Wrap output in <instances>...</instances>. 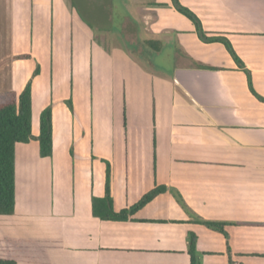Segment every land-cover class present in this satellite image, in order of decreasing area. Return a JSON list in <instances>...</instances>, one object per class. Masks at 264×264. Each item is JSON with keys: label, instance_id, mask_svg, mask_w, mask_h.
<instances>
[{"label": "crops", "instance_id": "1", "mask_svg": "<svg viewBox=\"0 0 264 264\" xmlns=\"http://www.w3.org/2000/svg\"><path fill=\"white\" fill-rule=\"evenodd\" d=\"M179 3L209 37L227 38L245 69L223 43L202 41L172 0H0V93L20 95L31 82L33 136L47 107L53 122L52 156L41 157L36 139L15 147L16 211L0 215V235L62 239L49 264H191L192 231L197 264H264V101L246 72L264 98V0ZM116 13L117 40L134 51L97 36L113 43ZM166 44L176 45L167 136L159 152L151 129L148 176L117 75L136 52L152 58ZM108 170L116 210L167 191L130 220H102L92 200L105 197ZM200 220L227 223L229 237Z\"/></svg>", "mask_w": 264, "mask_h": 264}, {"label": "trees", "instance_id": "2", "mask_svg": "<svg viewBox=\"0 0 264 264\" xmlns=\"http://www.w3.org/2000/svg\"><path fill=\"white\" fill-rule=\"evenodd\" d=\"M174 7L189 18L196 27L197 34L204 42H221L227 48L238 66L245 69L244 63L235 53L230 41L225 37H209L203 29L200 19L190 9L182 6L179 0H172ZM147 44L159 50L160 40H149ZM246 71V70H245ZM249 85L252 92L262 101L264 98L256 94L251 85L248 71ZM38 73V69L35 74ZM121 124L126 128V113L124 101L121 104ZM33 139L39 141L41 157H50L53 154V122L52 108L47 107L40 116V134L35 138L32 134V99L31 82L27 84L20 95L14 91L0 93V215H13L16 211L15 200V147L18 143H27ZM164 185L156 186L144 194L131 206L116 210L110 194V171L107 176V192L103 198H93L92 211L94 216L102 220L127 221L146 205L151 203L160 194L165 193ZM179 204L189 214L191 209L187 206L180 194H177ZM201 224L222 233L226 238L229 234L226 230L227 223L200 220ZM197 236L189 232V249L191 264H197L196 255ZM64 242L60 238H22L0 235V264H49L48 251L60 249Z\"/></svg>", "mask_w": 264, "mask_h": 264}, {"label": "rangeland", "instance_id": "3", "mask_svg": "<svg viewBox=\"0 0 264 264\" xmlns=\"http://www.w3.org/2000/svg\"><path fill=\"white\" fill-rule=\"evenodd\" d=\"M122 14L123 9H120ZM121 15L115 14L113 23L114 26L110 27L109 39H113V43L107 40L103 34L97 31V36L100 40L106 41L108 47L117 46L120 51L126 53V49L132 46L123 43L121 39L117 40V32H119V24L117 25ZM175 44H166L164 50L157 54L150 56H141L136 52L137 58L130 60L129 67H119L117 75V88L119 91L122 88L126 91V103L128 106V119L129 126L132 135V146L133 149L139 150L140 154L143 152L145 158H141L143 166H145L142 175H148L149 169H151V152H152V133L151 129L155 127L156 134L158 136L157 148L160 151L164 149L167 128L166 123L169 119L170 103L172 90L171 86L168 85L170 82L169 78L172 77L175 60ZM124 49V50H122ZM134 51V49H133ZM122 53V52H121ZM131 59V58H130ZM134 64V66L132 65ZM154 66L165 67L168 73L167 77L161 76L157 73ZM123 69V70H122ZM163 80L164 82L160 83ZM125 82V86L122 85ZM155 108L156 117L155 124H153V112ZM135 158V159H134ZM140 159L138 156H133L134 164L137 163L136 159ZM149 176V175H148Z\"/></svg>", "mask_w": 264, "mask_h": 264}]
</instances>
